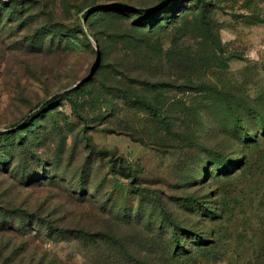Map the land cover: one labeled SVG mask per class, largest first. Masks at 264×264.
I'll list each match as a JSON object with an SVG mask.
<instances>
[{
    "label": "rangeland",
    "instance_id": "rangeland-1",
    "mask_svg": "<svg viewBox=\"0 0 264 264\" xmlns=\"http://www.w3.org/2000/svg\"><path fill=\"white\" fill-rule=\"evenodd\" d=\"M0 264H264V0H0Z\"/></svg>",
    "mask_w": 264,
    "mask_h": 264
},
{
    "label": "trees",
    "instance_id": "trees-1",
    "mask_svg": "<svg viewBox=\"0 0 264 264\" xmlns=\"http://www.w3.org/2000/svg\"><path fill=\"white\" fill-rule=\"evenodd\" d=\"M73 91H77L78 92L79 89L78 88H74ZM60 96H61L60 94H56V95H53L50 99L44 101L43 104L41 105V109H43L47 105L53 104Z\"/></svg>",
    "mask_w": 264,
    "mask_h": 264
},
{
    "label": "water",
    "instance_id": "water-1",
    "mask_svg": "<svg viewBox=\"0 0 264 264\" xmlns=\"http://www.w3.org/2000/svg\"><path fill=\"white\" fill-rule=\"evenodd\" d=\"M79 83H81V81L80 82H77L76 84H79Z\"/></svg>",
    "mask_w": 264,
    "mask_h": 264
}]
</instances>
